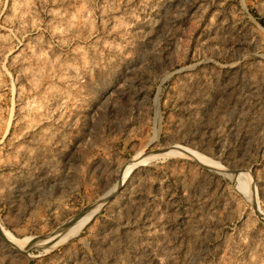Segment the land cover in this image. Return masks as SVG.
Here are the masks:
<instances>
[{
    "label": "rangeland",
    "instance_id": "obj_1",
    "mask_svg": "<svg viewBox=\"0 0 264 264\" xmlns=\"http://www.w3.org/2000/svg\"><path fill=\"white\" fill-rule=\"evenodd\" d=\"M0 264H264V0H0Z\"/></svg>",
    "mask_w": 264,
    "mask_h": 264
},
{
    "label": "water",
    "instance_id": "obj_2",
    "mask_svg": "<svg viewBox=\"0 0 264 264\" xmlns=\"http://www.w3.org/2000/svg\"><path fill=\"white\" fill-rule=\"evenodd\" d=\"M165 150H155V151H151L149 154H144L143 157H140L139 159H137V157H133L131 158L127 163L131 165L130 170L136 166L137 164H139V162H142L141 159L145 158L144 160H146L147 156H156V155H160L162 152H164ZM143 160V161H144ZM123 181V179L121 180V177H118V182L117 185L119 186L121 184V182ZM107 194V193H106ZM104 195L103 197H101L99 200L94 201L93 203H91L89 206H87L86 208L82 209L78 214H76L75 216H73L70 220L66 221L56 232L55 237H57L59 234L63 233L66 231V229L68 228V226L77 218H79L81 215H83L84 213H88L91 212V210L93 211V214L95 213V211L99 208V206L101 205L102 202L106 201L111 195L107 194ZM92 214V215H93ZM53 237L50 239L52 241ZM44 240L43 242H48L46 239H42ZM37 241V240H36ZM38 243V242H36ZM31 244H33V242H31Z\"/></svg>",
    "mask_w": 264,
    "mask_h": 264
},
{
    "label": "bare ground",
    "instance_id": "obj_3",
    "mask_svg": "<svg viewBox=\"0 0 264 264\" xmlns=\"http://www.w3.org/2000/svg\"><path fill=\"white\" fill-rule=\"evenodd\" d=\"M139 158H140V156L137 157V159H139ZM121 180H122V176H121ZM110 191H112V190H110ZM89 219H90V217L87 216L84 219H82L81 221H79L77 224H75L73 227H71V229L68 232H66L65 234L63 233L64 235L62 234L63 236H61L59 239H57V243L63 242L66 239H69V238L73 237L74 235H76L86 225V223L88 222ZM36 242H38L41 245L43 243V240H38Z\"/></svg>",
    "mask_w": 264,
    "mask_h": 264
}]
</instances>
